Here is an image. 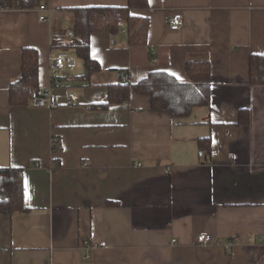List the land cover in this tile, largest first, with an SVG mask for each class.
I'll return each mask as SVG.
<instances>
[{
    "label": "crops",
    "instance_id": "obj_1",
    "mask_svg": "<svg viewBox=\"0 0 264 264\" xmlns=\"http://www.w3.org/2000/svg\"><path fill=\"white\" fill-rule=\"evenodd\" d=\"M42 1L45 21L35 5L0 9V168L22 169L29 207L0 213V264H264V84L248 71L250 54H264V0H148L132 10L148 18L144 44L130 45L124 29L93 32L99 70L83 79V60L67 50L75 62L58 85L51 42L71 39L74 9L127 0ZM174 12L181 25L170 30ZM23 47L37 49L38 87L57 107L9 103ZM189 60H208L211 94L188 116L153 112L134 89L89 108L123 77L165 71L186 82ZM241 109L248 124H237ZM201 233L211 240L198 243Z\"/></svg>",
    "mask_w": 264,
    "mask_h": 264
},
{
    "label": "trees",
    "instance_id": "obj_2",
    "mask_svg": "<svg viewBox=\"0 0 264 264\" xmlns=\"http://www.w3.org/2000/svg\"><path fill=\"white\" fill-rule=\"evenodd\" d=\"M37 2L11 3L14 8L34 6ZM148 7V0H127L124 6L94 5L74 9L73 36L68 42L54 39L53 47L71 50L81 58L87 68L80 77L88 80L91 74L99 70V65L89 54V38L93 32L116 34L124 29L130 45L146 42L148 18L132 12ZM249 81L252 84H264V54L252 53L249 56ZM38 51L33 47L21 49V73L10 84L9 103L25 105L29 102L33 90L39 83ZM188 81L180 82L165 71H150L136 83L126 79L107 84L108 99L100 104H92L90 109H105L110 104L128 99L131 89L149 96L150 110L166 112L171 117L188 116L194 107L206 106L210 102L211 84L208 60H189L185 65ZM59 80L61 78L59 77ZM249 112L241 109L237 124H248ZM200 150L210 153V137L200 138ZM27 211L23 203L22 169L15 167L0 168V213L11 214L14 211Z\"/></svg>",
    "mask_w": 264,
    "mask_h": 264
},
{
    "label": "built area",
    "instance_id": "obj_3",
    "mask_svg": "<svg viewBox=\"0 0 264 264\" xmlns=\"http://www.w3.org/2000/svg\"><path fill=\"white\" fill-rule=\"evenodd\" d=\"M37 2L35 4L36 9L39 11L38 19L39 21L47 20L48 12L50 11V7L47 3L43 2L42 0H0V9H9L14 8L11 6V3H19V2ZM181 25V14L178 12L172 13L167 18V26L170 30H177ZM68 36H73V31H67ZM74 59L68 54L67 50H59L54 56L50 58V67H51V81L53 84L58 85L60 84L59 81V74L65 69V66H72L74 64ZM123 80L124 77H123ZM78 95L75 92H69L67 94V103L73 104L77 102ZM32 101L35 106L39 107H47L53 109L57 107V103L47 95L43 89L36 88L33 91ZM210 236L206 233H201L197 236V242L200 244H205L209 242ZM100 245H105V242H101ZM230 243L227 244L229 246Z\"/></svg>",
    "mask_w": 264,
    "mask_h": 264
}]
</instances>
